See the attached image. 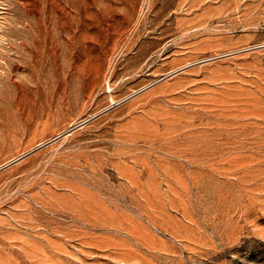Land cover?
Returning <instances> with one entry per match:
<instances>
[{"label": "rangeland", "instance_id": "obj_1", "mask_svg": "<svg viewBox=\"0 0 264 264\" xmlns=\"http://www.w3.org/2000/svg\"><path fill=\"white\" fill-rule=\"evenodd\" d=\"M39 145L0 264H264V0H0V167Z\"/></svg>", "mask_w": 264, "mask_h": 264}, {"label": "water", "instance_id": "obj_2", "mask_svg": "<svg viewBox=\"0 0 264 264\" xmlns=\"http://www.w3.org/2000/svg\"><path fill=\"white\" fill-rule=\"evenodd\" d=\"M169 75H170V74H167V75H165L164 77H167V76H169ZM164 77H163V78H164ZM106 110H107V109H105V110H103V111L97 113L96 115H93V116H91V117H89V118H87V119H85V120H83V121H81V122H79V123H77V124L71 126V127H70L68 130H66L64 133H68V132H70L71 130H73L74 128L83 125V124H84L85 122H87L88 120L92 119V118L95 117V116H98V115L104 113ZM40 146H41V145L37 146L35 149L29 151L28 153H26V154H24V155H21V156L18 157L17 159H15V160H13V161H10V162L6 163L4 166H1L0 169H2V168H4L5 166H8V165H10V164H12V163L18 161L19 159H21V158H23L24 156H26L27 154L33 152L34 150H36V149L39 148Z\"/></svg>", "mask_w": 264, "mask_h": 264}, {"label": "bare ground", "instance_id": "obj_3", "mask_svg": "<svg viewBox=\"0 0 264 264\" xmlns=\"http://www.w3.org/2000/svg\"><path fill=\"white\" fill-rule=\"evenodd\" d=\"M111 28H112V27H111ZM71 55H72V54H71ZM73 55H74V54H73ZM74 56H75V55H74ZM83 56H84V55H83ZM83 56H82V57H83ZM80 57H81V56H80ZM59 58H60V56H59ZM75 58H76V57H75ZM75 58H74V59H75ZM78 58H79V57H78ZM76 60H77V58H76ZM76 60H75V62H76ZM78 60H79V59H78ZM97 60H98V59H97ZM79 62H80V61H79ZM71 64H72V63H71ZM78 64H79V63H78ZM78 64H77V65H78ZM71 66H72V65H71ZM91 66H92V65H91ZM83 67H84V66H83ZM73 68H74V67H73ZM86 69H87V68H86ZM89 69H90V68H89ZM98 69H99V68H98ZM77 70H78V69H77ZM81 70H82V69H81ZM87 70H88V69H87ZM91 70H92V69H91ZM96 71H98V70H96ZM95 73H96V72H94V74H95ZM89 74H90V73H89ZM10 75H11V74H10ZM90 75H91V74H90ZM88 77H89V76H88ZM90 77H91V76H90ZM93 77H95V75H94ZM90 79H91V78H90ZM94 79H95V78H94ZM94 79H93V80H94ZM84 80H86V79H84ZM95 80H96V79H95ZM95 80H94V81H95ZM88 81H89V80H88ZM85 83H86V82H85ZM85 83H84V84H85ZM89 83H90V82H89ZM85 88H86V87H85Z\"/></svg>", "mask_w": 264, "mask_h": 264}]
</instances>
